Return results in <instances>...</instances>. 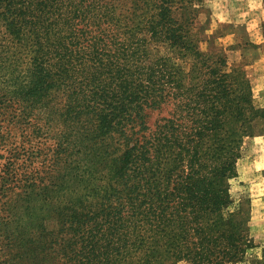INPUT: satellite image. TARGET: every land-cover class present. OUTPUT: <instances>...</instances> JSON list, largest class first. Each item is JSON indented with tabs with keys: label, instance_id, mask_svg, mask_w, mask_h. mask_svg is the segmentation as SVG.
Here are the masks:
<instances>
[{
	"label": "trees",
	"instance_id": "16d2710c",
	"mask_svg": "<svg viewBox=\"0 0 264 264\" xmlns=\"http://www.w3.org/2000/svg\"><path fill=\"white\" fill-rule=\"evenodd\" d=\"M202 3L0 0L3 85L56 100L75 123L64 128L72 146L99 154L70 168L97 203L60 220L51 242L76 264H240L256 247L230 192L251 87L199 48ZM156 110L167 116L150 127Z\"/></svg>",
	"mask_w": 264,
	"mask_h": 264
},
{
	"label": "rangeland",
	"instance_id": "374dc122",
	"mask_svg": "<svg viewBox=\"0 0 264 264\" xmlns=\"http://www.w3.org/2000/svg\"><path fill=\"white\" fill-rule=\"evenodd\" d=\"M262 22V0H203L192 27L199 48L224 57L228 66L245 74L251 87L254 116L246 125L237 178L230 181L234 206L242 204L248 209L247 228L256 246L240 264L264 263ZM2 82L0 79V264H76L51 242L61 227L60 220L73 210L86 213L89 205L97 203L87 183L70 168L72 163L82 166L97 161L99 154L72 146L74 135L64 128L75 123L56 100L34 102L16 97L9 90L14 86ZM164 116L167 110L148 111L146 121L152 127ZM43 225L50 234L42 231ZM41 236H46L40 243L44 248L32 251ZM47 245L51 248L46 249Z\"/></svg>",
	"mask_w": 264,
	"mask_h": 264
},
{
	"label": "crops",
	"instance_id": "0c3cea01",
	"mask_svg": "<svg viewBox=\"0 0 264 264\" xmlns=\"http://www.w3.org/2000/svg\"><path fill=\"white\" fill-rule=\"evenodd\" d=\"M263 169H264V167H263Z\"/></svg>",
	"mask_w": 264,
	"mask_h": 264
}]
</instances>
